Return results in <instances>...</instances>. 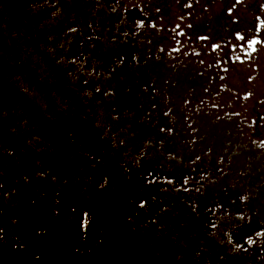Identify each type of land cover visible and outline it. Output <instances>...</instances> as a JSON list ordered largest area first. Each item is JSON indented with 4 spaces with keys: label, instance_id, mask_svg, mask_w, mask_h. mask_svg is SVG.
<instances>
[{
    "label": "flooded vegetation",
    "instance_id": "obj_1",
    "mask_svg": "<svg viewBox=\"0 0 264 264\" xmlns=\"http://www.w3.org/2000/svg\"><path fill=\"white\" fill-rule=\"evenodd\" d=\"M249 5L264 15V0ZM243 7L0 0V141L5 134L16 151L35 144L37 209L33 219L7 216L13 234L0 232V248L36 262L54 256L53 264H264V150L223 166L222 151L195 144L196 171L185 166L192 151L182 132L136 145L154 136L139 106L159 97L180 106L187 93L196 101L211 81L207 93L248 91L243 56L232 45L224 56L217 50L218 35L229 44L235 31L256 28V16L251 27L235 19ZM252 221L257 230H240Z\"/></svg>",
    "mask_w": 264,
    "mask_h": 264
},
{
    "label": "rangeland",
    "instance_id": "obj_2",
    "mask_svg": "<svg viewBox=\"0 0 264 264\" xmlns=\"http://www.w3.org/2000/svg\"><path fill=\"white\" fill-rule=\"evenodd\" d=\"M249 2H253V0H245V3L249 6V8H240L238 13L234 15L235 19L241 18L242 16L245 17L247 21V25L251 27L249 22L252 19H255V16L257 17L258 26L264 30V16L260 14H256L255 10H252V7H250ZM221 12L222 10H219ZM242 11H245L246 13L242 14ZM218 12V14H219ZM225 22V20L222 21V18L218 16L217 23L218 25ZM243 31H239L229 39V44L222 43L217 45V48H221V45H225L229 48H234L235 45H237V50L232 52L233 56H242L245 59L244 65H239L240 70L244 71L245 74H247L253 78L252 81H248L249 90H252L255 94H248L246 95L247 99L241 98V93L237 92H228L227 94H217L213 98H211V95H209L208 88H213L210 86L204 87H197L195 99L189 97L190 102L185 100H181L180 106H167L166 101L164 98L159 97L157 106H139L141 109L142 116L145 117V119H152L153 124V134L154 136L158 135H165V134H179L183 132L185 136L187 137V142L185 147L189 150H194V146L200 145V139L197 137L201 131V134L206 131L208 134L212 128H207L213 121H220L225 120L227 115H229L230 112L234 113L235 120L237 122L235 124H229L236 128V133L241 137L244 138L245 136L249 135L250 133L248 130H255L257 129V134H260L259 130L264 129V57L262 61L258 60V57L263 55L264 56V34L261 35V37L254 36V34L251 32L248 36L243 35ZM243 35V36H242ZM256 35V34H255ZM243 37V39H241ZM255 41V43H253ZM223 48V47H222ZM177 51H180V54L182 52L181 47L176 51H169L170 54H176ZM184 53V50H183ZM224 56L225 53L221 52ZM192 54H195L192 52ZM259 55V56H258ZM237 59V58H235ZM178 59H176L177 62ZM178 63V62H177ZM170 65H174V63L171 62ZM248 76V77H249ZM237 78V77H236ZM240 78L233 79V85L232 89H238L237 83H241L239 81ZM219 83V82H218ZM208 84H214L213 81L209 82ZM161 84H158L160 86ZM156 89H161V87H155ZM207 89V90H206ZM202 91V92H200ZM239 91H242V89L239 88ZM207 95L210 97L207 98ZM230 95H236L234 98L239 97L237 106H232V104L228 103V106H211L212 104H223L226 99L229 98ZM214 100V101H213ZM199 103L201 106H194V103ZM233 102V101H232ZM167 104L170 105V100H167ZM211 104V105H209ZM178 115V118L183 123L184 127H172L168 125V118L169 115ZM157 117L165 118L166 122H158L156 119ZM178 123V121H177ZM181 124V123H180ZM172 127V128H171ZM264 134V133H263ZM6 159V158H5ZM3 159V156L0 154V168L6 167L7 162ZM189 159V158H187ZM11 169V167H9ZM19 169V168H18Z\"/></svg>",
    "mask_w": 264,
    "mask_h": 264
},
{
    "label": "trees",
    "instance_id": "obj_3",
    "mask_svg": "<svg viewBox=\"0 0 264 264\" xmlns=\"http://www.w3.org/2000/svg\"><path fill=\"white\" fill-rule=\"evenodd\" d=\"M20 256L16 253H9L0 260V264H19Z\"/></svg>",
    "mask_w": 264,
    "mask_h": 264
},
{
    "label": "snow or ice",
    "instance_id": "obj_4",
    "mask_svg": "<svg viewBox=\"0 0 264 264\" xmlns=\"http://www.w3.org/2000/svg\"><path fill=\"white\" fill-rule=\"evenodd\" d=\"M241 39H243V37H241ZM253 43H255V41H253ZM141 206H143V202H142ZM249 242L251 243L252 241L249 240Z\"/></svg>",
    "mask_w": 264,
    "mask_h": 264
}]
</instances>
